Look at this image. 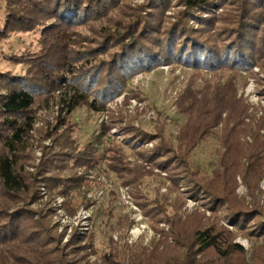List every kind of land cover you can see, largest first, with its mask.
Here are the masks:
<instances>
[{"label":"trees","instance_id":"trees-1","mask_svg":"<svg viewBox=\"0 0 264 264\" xmlns=\"http://www.w3.org/2000/svg\"><path fill=\"white\" fill-rule=\"evenodd\" d=\"M0 2V43L13 32L40 34L37 49L27 48L8 58L25 63L24 73L0 67V264H82V258L72 255L87 245L106 264H201L198 254L211 250L214 264H264V248L249 263L245 248L234 242L233 233L216 226V215L195 228L194 242L186 247L193 253L155 258L154 252L167 257L169 232L157 227L159 223L173 227L176 246L180 243L184 218L168 207L182 205L183 199L168 204L169 192L158 188L150 197L144 190L145 179L160 175L155 172L159 168L168 177L188 180L192 190L207 193L215 206L225 205L228 217L238 226L264 230V206L249 207L235 191L237 172L251 183L253 191L264 171L262 149H256L263 148L259 131L250 145H244L239 139L244 130L237 128L249 108L238 94L240 71L254 75L255 66L264 68V0ZM168 62L229 71L224 82L207 80L195 87L197 82L191 81L179 95L178 113L186 116V122L178 130L176 142L166 136L165 122L151 132L136 125L131 114H111L107 105L125 90L135 73ZM49 108L57 114L43 132L52 144L42 145L44 159L39 164L38 182L25 171V164L32 157L38 112ZM82 108L107 116L94 137L84 143L76 137L80 127L73 117ZM225 112V134L221 136L225 150L219 158L223 167L209 177L192 162L191 154L213 135ZM118 126L122 141L112 132ZM263 127L264 114L258 120V129ZM152 141L155 144L147 146ZM245 154L250 157L247 168L240 161ZM102 160L121 183L132 187L153 227L161 232L151 253L137 246L132 253L130 246L119 250L111 236L109 246L99 252L90 227L83 235L75 230L69 242L62 244L61 235L53 232L45 218L53 208L46 205L39 212L30 208L31 203L43 200L42 185L51 199L63 195L64 208L70 213L92 204L85 186L95 182L88 174L99 169ZM258 231L254 233L259 235Z\"/></svg>","mask_w":264,"mask_h":264},{"label":"rangeland","instance_id":"rangeland-1","mask_svg":"<svg viewBox=\"0 0 264 264\" xmlns=\"http://www.w3.org/2000/svg\"><path fill=\"white\" fill-rule=\"evenodd\" d=\"M2 13L0 2V18L3 17ZM2 25V20H0V26ZM39 36L40 34L35 32L11 33L0 43V67L4 70L10 69L18 74L24 73L27 69L25 63H17L8 58L12 54H22L27 48L37 49ZM253 72L254 75L249 74L247 70L240 71L237 83L238 94L243 96L249 108L248 116L244 119V123L238 125L237 128L244 130L239 137L240 143L244 145H250L253 141V134L259 131L261 135L259 139L263 140V148L258 146L256 149L261 148L264 156V127L258 129V120L264 114V68L255 66ZM228 74V70L197 69L178 62L160 64L135 73L127 83L125 90L107 105L111 109V114L116 116L121 111L124 114H131L135 117L136 125L142 126L151 132L156 131L165 122L166 136L176 142L178 130L186 122V116L178 113L176 102L179 95L185 91L191 81H196L197 83L195 84L197 86L195 87H199L205 84L207 80L211 83L216 81L224 82ZM56 114L57 112L54 108L43 109L38 112V119L35 124L37 131L34 133L35 137L32 140V157L25 164V171L35 175V180L38 182L39 164L44 159L42 145L52 144V140L47 139L43 132L47 129V125L51 126ZM226 115L227 112L222 115L223 119L214 127L213 135L208 136L207 139L197 145L191 154L192 162L200 166L202 173L209 177L213 175V171L223 167L219 163V158L225 150L221 143V136L225 134L224 120ZM73 117L79 123L80 128L76 137L81 143L94 137V133L98 131L99 123L102 119L107 121L106 113L99 114L88 111L86 108L76 111ZM233 124L231 123L230 125ZM120 129V126L114 127L112 132H114L117 140L122 141L124 135ZM155 142H148L147 146L152 147ZM126 150L133 152L129 147ZM102 152L103 144L100 145L99 154H102ZM131 160L133 159L131 158ZM249 160L250 157L248 155L241 156V165L247 168ZM155 172L160 175L148 177L144 181L146 194L152 197L158 191V188H160L162 193L169 192L171 196L168 204L181 197L183 199L182 205L174 206L173 203L168 209L171 213H177L184 218V229L181 230L178 247L175 243L174 234H172L174 231L173 227H170L165 222L156 225L159 228H164L169 233L166 236L167 250L165 254L167 257L154 252L152 255L155 258H162L163 260L169 257L175 258L174 254L181 258L182 255L186 256L191 252L193 253L191 249L186 247L194 242L193 233L195 228L201 226L206 219L213 215L217 216L214 219L216 226H223L229 229L234 235V242L245 248L246 259L249 263L252 262L253 256H256L257 252L263 250L264 230H246L240 227L241 225L238 226L231 217H228L225 205L218 204L215 206L210 201L207 193L199 191L198 188L192 190L190 188L191 183L188 180H180L183 177H168L167 172L159 168H155ZM236 174L237 186L235 191L238 197L251 208L256 206L263 207L264 171L253 191L251 183L248 180L246 181L240 172ZM88 177L95 179V182H92L89 187L85 186L86 196L92 200V204L88 206L81 205L75 213H70L64 208L65 197L58 195L51 199L47 193V188L42 185L41 194L44 196L43 200L31 203L30 208L36 212H39L41 208L46 209V205L53 208L45 218L50 228L53 226V232L61 235L62 244L69 242L75 230L79 235H83L90 231V227L91 231H94L95 242L99 252L109 246L108 238L111 236L119 250H123L125 246H130L132 253L134 246H137L139 249L151 253L155 245L154 242L160 239L161 232L153 227V221L145 214L143 207L138 203L132 187L121 183L114 173L107 169L104 160L101 161L99 169L90 170ZM76 199L81 202L80 196ZM46 213H48V210ZM257 231L259 235L254 233ZM212 251L204 255L199 253L197 256L198 259H201L199 263L214 264L216 259L213 258L214 252ZM72 257L82 258V264H106L98 253L92 251L89 245L83 248L81 252H77V255H72Z\"/></svg>","mask_w":264,"mask_h":264}]
</instances>
